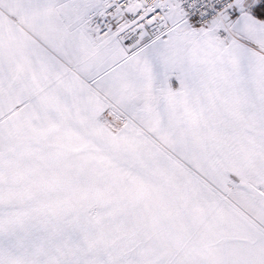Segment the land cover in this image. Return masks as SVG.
Here are the masks:
<instances>
[{"label": "snow or ice", "instance_id": "1", "mask_svg": "<svg viewBox=\"0 0 264 264\" xmlns=\"http://www.w3.org/2000/svg\"><path fill=\"white\" fill-rule=\"evenodd\" d=\"M0 264H264V0H0Z\"/></svg>", "mask_w": 264, "mask_h": 264}]
</instances>
